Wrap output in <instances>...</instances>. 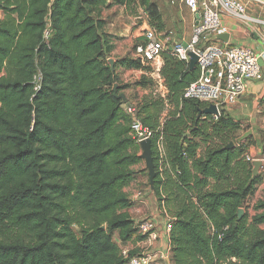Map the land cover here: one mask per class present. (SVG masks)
<instances>
[{"label": "trees", "instance_id": "obj_1", "mask_svg": "<svg viewBox=\"0 0 264 264\" xmlns=\"http://www.w3.org/2000/svg\"><path fill=\"white\" fill-rule=\"evenodd\" d=\"M106 3L0 0V264L126 262L113 236L125 241L136 231L123 212L130 205L123 187L141 157L130 151L140 146L129 136L128 98L116 94L154 82L142 75L119 83L117 67L150 69L137 58L116 59L111 71L113 37L101 17ZM113 3L139 6L151 26L164 27L151 0ZM162 60L166 97L150 93L133 106L153 132L150 187L172 218V262L264 264V191L255 214L238 218L260 179L251 180L244 146H229L239 125L223 109L199 117L206 104L183 97L197 66L168 49ZM6 222L28 238L5 240Z\"/></svg>", "mask_w": 264, "mask_h": 264}, {"label": "built area", "instance_id": "obj_2", "mask_svg": "<svg viewBox=\"0 0 264 264\" xmlns=\"http://www.w3.org/2000/svg\"><path fill=\"white\" fill-rule=\"evenodd\" d=\"M181 2L194 15L188 43L183 45L175 42L170 44L169 48L165 47L166 38L161 30L148 23V26L143 28L142 41L134 47V56L143 65L151 67L149 75L155 81L165 84L161 75L162 52L168 49L178 59L186 62L189 61L188 52H194L197 56L196 66L199 75L184 88L183 97L207 103V106L214 104L220 112L237 102L246 89L247 81H259L264 78L260 66V58L264 57V0H181ZM144 16L148 21L146 12ZM224 17L233 18L247 25L260 38V51L246 45L224 43L217 39V35L225 31ZM50 26L48 21L43 31V38L46 41L52 33ZM39 79L40 76L36 75L35 82ZM123 109L131 117L129 131L131 139L138 144L143 140L152 139L153 132L136 115L134 106L125 102ZM157 148L161 151V138L157 140ZM245 159L252 162L255 160L248 154L245 155ZM261 161L264 162V157ZM171 225L172 218L168 216L165 220V233L168 239ZM135 228L136 232L144 235L150 242L159 238L151 218L146 217L137 221ZM119 253L126 260L125 264H156L148 251L130 255L129 249L120 248ZM162 258L165 264H173L170 246Z\"/></svg>", "mask_w": 264, "mask_h": 264}, {"label": "crops", "instance_id": "obj_3", "mask_svg": "<svg viewBox=\"0 0 264 264\" xmlns=\"http://www.w3.org/2000/svg\"><path fill=\"white\" fill-rule=\"evenodd\" d=\"M151 1L157 5L159 12L161 14V18L164 24V27L161 30L163 35H167V39L168 37H172V39L178 40L175 42L186 45L192 33L193 18H194L193 13L189 10L188 7H186L181 2V0H151ZM110 4L111 2L107 0L105 7H109ZM138 14H139L138 18L141 19V25L134 32H131V29L129 28L128 25L125 24V22L124 23L119 22L120 24L119 27L111 26L113 19L111 23H108L109 25L108 28H104L105 32L112 35L113 37L114 47L110 53V57L115 59V61L116 59L123 58L126 56L135 58L134 47L138 42H140V41L136 42L138 38L135 34L139 29H141L143 34V28L148 26V21H149V20L146 21L143 9L140 8ZM103 19L106 24V21L108 20L105 17H103ZM115 20L117 21L119 20V18H116ZM223 25L225 26V31L223 33H227L229 37L227 41H223L219 39L221 42L224 43L227 42L229 44L246 45L255 49L256 51H260L261 48L260 38L247 25L229 17H224ZM169 46L170 45H168V48ZM260 66H261L262 74L264 76V57L260 58ZM147 67H149L150 69L149 70L124 69L122 67H117L116 72L118 74L119 71H122L121 75L123 81L133 83L134 81L138 80L142 75L151 77V75H149V72L151 71V67L148 65ZM119 76L120 75H118V77ZM151 78L153 79V77ZM153 81L154 83L152 87H140V86L130 87L133 89L135 88L136 92H138L139 94L138 101H140L143 98V95L145 96L150 93L160 95L162 96V98L166 97L167 95L166 85L161 84L155 81L154 79ZM260 101H264V78L259 81H254V80L247 81L246 89L244 93L239 97V99L235 104L229 105L227 107L234 106V112L232 113L233 116L234 115L243 116L249 121H252V123L254 124V122L257 119L256 112L258 110V105ZM205 104L207 106V103ZM166 113L167 111L164 110L163 117L166 116ZM232 120L237 122L235 118H233ZM261 120H263L264 122L263 118L260 119V121ZM263 168H264V162H262V166L260 167L258 172L259 177L262 178L260 180L259 187L262 188L264 191ZM147 185H148L147 187L140 185H135V187H131L132 183H129L128 187L123 188V191L127 193L128 198L130 199V205L126 209H124L123 212H125L129 216V218L134 221V224L141 219L150 217L154 222L155 230L158 233L159 238L154 242H150L144 235L136 231L125 241L120 240L116 234H114L113 238L118 246L122 248H127L130 251L134 252L135 254L141 251H148L152 254L156 264H165V261L162 258V256L164 255V253H167V250L170 246L169 245L170 241L165 233V220L169 215L165 212L163 206H159L155 193L150 187L149 176L147 178Z\"/></svg>", "mask_w": 264, "mask_h": 264}, {"label": "rangeland", "instance_id": "obj_4", "mask_svg": "<svg viewBox=\"0 0 264 264\" xmlns=\"http://www.w3.org/2000/svg\"><path fill=\"white\" fill-rule=\"evenodd\" d=\"M109 2H111L110 6L103 7L102 12H101V17L102 18L105 17L108 20L106 21L104 28H108L109 26L108 23H111L112 19H113V22L111 23V26L113 27H119L120 26L119 22L120 23L125 22V24L128 25L129 28L131 29V32H134L137 28L140 27L141 19L138 18L139 16L138 11L140 10L141 7L136 6V5H130L126 7V6L114 4L113 0H109ZM3 17H4V13L0 9V20L3 19ZM116 18H119V20L116 21L115 20ZM148 23L149 25H153V26L156 25L155 22L150 21V19ZM141 34H142V31L141 29H139L137 33L135 34L138 38L136 42L142 40ZM164 37L166 38L165 47H167L168 45L172 44L175 41H178V40L172 39V37H168L167 39V35H164ZM121 74H122V71H119L118 72V75H120L119 83L128 84L129 82L123 81ZM37 80H38V77H37ZM121 92L124 93L126 96H128L129 100L127 102H129L132 105L133 104L136 105L138 98H139V94L138 92H136L135 88L125 89ZM223 110L225 114H227L229 117L235 118L238 122V125H240L238 126V129L235 131V133L232 135L230 144L232 145L233 143V145L235 146L243 145L245 148V155L248 154L255 160H260V158L264 157V122L263 120L260 121V119L262 118L264 119V101H260L258 105V110L256 112L257 119L254 122V124L252 123V121H249L243 116H235V115L233 116L232 113L234 112V106L224 108ZM223 110H220L219 114L223 112ZM130 151L131 152L134 151L139 155H141L142 153V150L140 147L131 148ZM131 168L134 171V174L132 175V178L128 181V183L124 187H128L129 183H132L131 187H135V185L147 187L148 186L147 185L148 172L145 167L144 160L141 159L138 163L132 165ZM258 176L259 174L256 175L255 178H257ZM261 179L262 178H260L258 183L256 184V188L254 192H252L247 197L244 207H241L243 212L244 211L246 212L248 218H250V216L255 214L254 206L260 199L263 198V189L259 187ZM147 218H150V217H147ZM5 225H6L5 227L3 228L1 227V230H2L1 233L5 240H15V239H20V238L27 239L28 238V236H26V234L24 233L23 229L20 230L14 227L9 222H6ZM72 227L76 232L81 231V226L79 224L72 223ZM261 227L264 228V224H262ZM118 247L120 251V248L122 247L120 246Z\"/></svg>", "mask_w": 264, "mask_h": 264}, {"label": "water", "instance_id": "obj_5", "mask_svg": "<svg viewBox=\"0 0 264 264\" xmlns=\"http://www.w3.org/2000/svg\"><path fill=\"white\" fill-rule=\"evenodd\" d=\"M229 35L227 33H221L219 35H217V39L223 40V41H227L228 40ZM188 57H189V67L191 69L195 68L197 65V56L194 52L189 51L188 52ZM108 62L110 64V69L113 72L114 71V63H115V59L113 58H109ZM116 87V85H115ZM117 97L122 98L123 100H126V95L124 93H120V94H116ZM202 114H210V115H219V112L216 108V106L214 104H209L207 107H205L203 110L199 111V117ZM151 144L152 141L151 139H146L143 140L139 143V146L142 150V153L140 155L141 159L144 160L145 162V167L147 169L148 172V176H149V182L150 185L152 184V181L156 175V171H155V167H154V162H153V156H152V148H151ZM229 146H231V144H229ZM253 168H252V177L251 180L255 178L256 175H258L259 169L262 166V161L261 160H255L252 163ZM243 214V210L239 209L238 211V218H241Z\"/></svg>", "mask_w": 264, "mask_h": 264}]
</instances>
